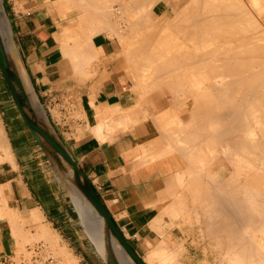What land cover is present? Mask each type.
<instances>
[{
	"label": "crops",
	"instance_id": "obj_1",
	"mask_svg": "<svg viewBox=\"0 0 264 264\" xmlns=\"http://www.w3.org/2000/svg\"><path fill=\"white\" fill-rule=\"evenodd\" d=\"M68 1L3 0L26 72L52 123L123 235L146 263L149 247L164 238L172 245L181 240L185 249L180 257L183 264L218 263L215 254L208 250L210 241L204 229L195 228L186 219L181 221L180 215L169 210L172 201H186L191 168L158 129L161 122H170V116L177 114L186 120V114L169 106L166 88L161 98L165 103L160 105L159 100L152 101L155 90L139 84L140 72L134 66L137 56L129 49L139 41L138 35L122 38L106 31L95 34L92 43L97 55L91 66H76L72 60L76 66L73 69L71 59L63 55L62 42L78 28L81 11L74 10ZM151 102L156 107H151ZM117 110L133 113L132 116L138 112L143 119L112 127L108 121L114 122L111 114L116 117ZM69 111H76L77 115L68 119ZM165 111L170 115H163ZM2 200L5 206L17 210L22 231L29 237L17 239L7 216L0 215V259L14 258L20 244L28 247L41 242L37 237L44 225L55 239L53 249H65L73 264H105L81 224L84 225L82 217L24 123L0 70ZM72 202L76 206L73 199ZM186 215L188 211L184 218ZM175 221L179 223L170 225ZM30 237L33 240L27 241ZM46 247L51 252L52 248ZM61 258V264H65Z\"/></svg>",
	"mask_w": 264,
	"mask_h": 264
},
{
	"label": "bare ground",
	"instance_id": "obj_2",
	"mask_svg": "<svg viewBox=\"0 0 264 264\" xmlns=\"http://www.w3.org/2000/svg\"><path fill=\"white\" fill-rule=\"evenodd\" d=\"M74 1L79 2L78 0ZM86 1L81 0L78 3L79 9L74 7L81 11L77 20L79 26L75 31L69 32L62 42L63 55L71 59V65L75 61V65L80 67H89L97 55L92 43V37L95 34L100 33L102 29L111 30L114 34L120 31L110 20L111 11L103 10L101 2L89 0L90 6L93 4V8L98 7V12L101 11L102 20L96 17L97 15H92L95 11H88ZM106 1L109 2V0ZM158 1H130L135 4L136 10H138L135 22H131L135 24L136 29L133 25H130V28L135 29L137 33L133 31L137 35L146 34L149 38H144V36L142 40L140 38L142 48L139 50L135 49L138 46L129 47V49L133 48L138 51L132 53L138 58L142 55L139 60L136 59L138 62L136 65L141 66L139 69L142 73L146 72L145 75L148 76L151 70L152 75L157 73L155 76L153 75L154 77L151 75L154 79L152 77V80L150 79L151 82L156 81L157 84L154 82L152 84L148 79L149 84L156 85L155 88L154 86L151 88L157 89L152 92L155 94H151L154 99H150L155 102V99L158 100L161 93L163 94L165 88H168L169 90H167L170 92L173 88L172 92L175 96L171 92L174 96L171 99L179 97V94H181L179 100L183 99L179 103L176 101L177 112L189 115L187 120L180 119L177 114L172 115L173 124H161L158 129L171 148L188 160L191 168L189 176L196 184L192 195H188L191 199L189 207L185 200L176 199L172 201L169 210L177 217L180 215L181 221L186 219L192 224L200 223L204 229H206V225L212 226V229L211 227L206 229L211 230V233L207 231L211 235L214 234L213 238L208 234L210 235L209 239L212 238L219 249H224L220 253V264H264V242L259 241L260 237L263 239L264 233V118H262L264 116V0H164V4L168 5V11L161 16L163 7L159 8V12H152ZM70 2L73 3L72 0ZM108 2L106 3L108 4ZM103 3L106 7V3ZM164 4L162 5L164 6ZM136 6L140 7L137 9ZM108 7L111 5H107ZM97 9L96 14H98ZM171 27V42L174 41L171 49H169L171 45H164L163 42H159L157 47L152 44L151 40L154 37L158 38V35L164 33L166 28ZM0 30L8 49L12 51L14 48L13 37L1 0ZM139 46L141 47V44ZM165 46L166 48H164ZM144 49L147 53L143 51ZM147 49L150 51L148 52ZM139 51L143 52L137 55ZM145 56L147 59H144ZM167 56H171L168 61ZM91 58L93 59L91 60ZM184 61L187 62L186 66L183 65L186 63ZM153 65L157 67V70L151 69ZM177 65L185 66L184 70L181 71ZM171 67H177L180 71L175 68L174 72L177 71V73H173V76H166V69ZM77 69L74 71L78 72ZM82 70L85 71L84 68ZM198 70L201 71L200 74ZM186 72L191 74L188 76ZM180 73L183 74L180 75ZM175 82L177 85L173 84ZM148 87L150 88V86ZM175 88L180 89L178 94L174 90ZM240 88L243 90L240 91ZM182 89L184 90L182 91ZM30 92L34 97L33 105L43 117L44 111L36 101L31 87ZM172 103L174 102L172 101ZM159 104H163L161 100H159ZM177 104L174 103V105ZM174 105L170 103V106ZM148 106L150 107V104L146 107ZM117 112L118 114L115 113L116 117L113 115L114 113L111 114L115 118L111 117L114 122L108 121L112 127L132 125L139 118L138 112L134 116H132L133 113L131 115L126 111L117 110ZM164 113L167 114L168 111ZM168 115L170 114L168 113ZM216 125L220 127V130L216 129L218 128ZM104 127L108 128V124ZM197 144L203 145V148L199 145L201 148L199 154L197 153L199 149ZM212 144L215 145L214 148L210 147ZM196 145L198 146L197 150ZM194 147L196 151L193 150ZM200 154L201 156H199ZM197 157L201 159V164L199 162L198 167V164L193 163L198 162L194 159ZM70 194L78 215L80 213L79 218L81 216L83 219L84 225L82 222L81 224L86 227L87 234L90 231L91 240L100 255L103 254V233L100 218L73 186L70 188ZM0 204L3 205L0 207V215L7 216L13 235L18 237V233L22 231V223L17 210L5 206L3 200L0 201ZM185 211H188L186 218H184ZM192 216H194V220ZM202 217L207 218L203 220ZM33 219L36 220L37 216H34ZM192 220L195 222L193 223ZM236 221L238 226L240 224H244L245 228L248 226L246 230L243 225L240 226V228L243 227L241 229H244V234L235 225ZM213 226L218 230L216 228L213 230ZM40 230L41 233H36V235L38 234L44 239L51 238L53 241L52 236H49L52 235L50 229L43 225ZM254 232H258V235L262 236L257 237ZM204 233H206L205 230ZM53 236L55 237V235ZM180 242L172 245L165 238L162 239L161 242L149 247L145 260L149 264H183L178 259L184 251ZM224 242H226L225 246ZM213 247L215 246L213 245ZM115 249L118 253L119 248L116 245Z\"/></svg>",
	"mask_w": 264,
	"mask_h": 264
},
{
	"label": "water",
	"instance_id": "obj_3",
	"mask_svg": "<svg viewBox=\"0 0 264 264\" xmlns=\"http://www.w3.org/2000/svg\"><path fill=\"white\" fill-rule=\"evenodd\" d=\"M1 3L11 29L3 0ZM11 34L14 46L12 51L8 49L0 30V70L16 108L46 156L73 207L75 208L70 194L72 186L85 198L100 218L103 233V254L100 255L96 245L90 240L96 252L105 264H147L123 235L93 183L59 135L26 72L12 29ZM30 87L36 101L44 111L43 117L33 105L34 97L31 96ZM115 245L119 248L118 253Z\"/></svg>",
	"mask_w": 264,
	"mask_h": 264
},
{
	"label": "rangeland",
	"instance_id": "obj_4",
	"mask_svg": "<svg viewBox=\"0 0 264 264\" xmlns=\"http://www.w3.org/2000/svg\"><path fill=\"white\" fill-rule=\"evenodd\" d=\"M78 1L80 2L81 0H78ZM87 1H88L89 4L87 3ZM87 1H86V5H87V8L89 9L88 11H92V12L95 11V13L93 12L92 15H97L96 17H98L99 19L102 20V17H101V16H102V13H101V11L98 12V9H97L98 7L96 8L98 14H96V9L93 8V7H94L93 4H92V6H90L91 4H90L89 0H87ZM96 1L99 2V3L101 2L100 4L103 5V8H104L103 10L108 9L107 11H111V12H110V14H111V15H110V17H111L110 20H111V22H113V24L116 25V27L120 30V31H119V30L117 29V30L119 31V33L115 32V35H118V36H121V37L123 36L122 38H124L125 35H126V36L137 35V34H136L137 32L135 31L136 27H134L135 24H134V23H131V22H135V19H136L135 17H136L137 14H138V10H136V8H135V6H134L135 4L130 3L131 0H109V2L106 1V0H105V1L102 0V1L105 2V3L108 2V4L106 3V7H104L105 5H104V3H103L102 1H100V0H96ZM74 2H75V3H74ZM79 2H78V3H79ZM78 3H77L76 1L73 0V3H72V4H73V9H74V10H76L74 7L78 8ZM102 3H103V4H102ZM109 4L111 5L112 8H111V7H108V8H107V5L109 6ZM162 4H164V0H159L158 3L153 7L152 12H154V13H155V11L159 12V10L161 9V7H163V9H162V11H161V13H160V16H161L162 14H164V13L166 14L167 11H168V5H167V3H165L166 5L164 4V6H163ZM88 5H89L90 7H89ZM101 5H100V6H101ZM138 5H139V4H138ZM140 5H141V4H140ZM100 6H99V7H100ZM101 7H102V6H101ZM101 7H100V8H101ZM136 7H137V6H136ZM139 7H140V6H139ZM139 7H137V9H138ZM117 8H118V9H117ZM159 8H160V9H159ZM101 9H102V8H101ZM101 9H99V10H101ZM110 9H111V10H110ZM107 11H105V12H107ZM103 12H104V11H103ZM112 12H113V13H112ZM121 12H122V13H121ZM100 13H101V15H99ZM90 14H91V12H90ZM112 14H113V15H112ZM158 18H159V17H158ZM131 19H132V20H131ZM133 20H134V21H133ZM114 22H115V23H114ZM130 25H133V27L135 28V29H133V30H134L136 33L132 30V28H130ZM128 26H129V27H128ZM116 27H115V28H116ZM166 30H167V31H166ZM166 30L164 31V33L159 34V35H158V38H157V37H156V38L154 37V38L151 40L153 45H155V46L157 47V45L159 44V42H163L164 45H167V44H168V45H171V46H169V47H170L169 49L172 48V45H174V41L171 42V41H172V39H171V36H172V34H171L172 27H171V28H166ZM102 31H106L107 33L109 32V33H108L109 35H113V34H114L113 31H111V30H110L111 32L108 31V30H104V29H102ZM130 31H131V32H130ZM144 31L146 32V30H144ZM132 32H134V33H132ZM165 32H166V33H165ZM110 33H112V34H110ZM131 33H132V34H131ZM120 34H121V35H120ZM124 34H125V35H124ZM166 35H168V36H166ZM143 36H144V38H145V37H147V39L149 38L146 34H144ZM143 36H142V35H140V36L138 35V39H139V41L136 42V45H135V46H138V47H137V48L134 47L136 50H139V48H142L141 40H142V37H143ZM165 36L167 37L166 39H165ZM140 38H141V40H140ZM172 38H174V37H172ZM154 39H155V40H154ZM170 39H171V40H170ZM169 42H170V43H169ZM139 43L141 44V47L139 46V45H140ZM171 43H172V44H171ZM164 48H166V46H165ZM131 49H133V48H131ZM135 49H134V52H138V51H135ZM147 50H148V52L150 51L149 49H147ZM132 51H133V50H132ZM143 51L146 52V49H144ZM143 51H139V53H137V55L141 54V52H143ZM146 53H147V52H146ZM135 56H136V55H135ZM141 57H142V55H141L139 58H141ZM139 58L137 57V60H139ZM145 58L147 59L146 56L144 57V59H145ZM92 59H93V58H91V60H92ZM148 59H149V57H148ZM166 59H167V61L170 60V59H171V56H167ZM184 62H186V61H184ZM184 62H183V63H184ZM201 62H202V61H201ZM136 63L138 64V62L136 61V62H134V66L136 65ZM202 63H203V62H202ZM186 64H187V62L184 63L183 65L186 66ZM183 65H182V66H183ZM177 66H179V65H177ZM182 66H181V67L179 66V67H180L179 69H180L181 71L184 70V67H185V66H183V67H182ZM136 67H137L136 70H138V71L140 72V75H139V84L144 83V88H149L148 86H150V88H151L152 86H154V88H155V86H156L155 84H157V83H155L156 81H155V82L152 81V82H154L155 84H154V85H151V83H152L151 80H152V78L155 76V74H157V73H156L155 71H153V72H155V73L153 74V75H154V76H153V75L151 74V72H152V70H151L150 75H149L150 77H149L148 75H145L146 72H143V73H142V71L139 69V68H141V66L139 67L138 65H136ZM188 67H189V66H188ZM152 68H153V70H154V68L157 70V67H156L155 65H153V66L151 67V69H152ZM175 68H177V67H175ZM175 68L171 67V68L168 69V70L166 69V72L164 71V72H165V75H166V76H168V75L173 76V73H177V71L174 72V71H175ZM177 69H178V68H177ZM177 69H176V70H177ZM179 69H178V70H179ZM180 70H179V71H180ZM198 71H199L198 73L200 74L201 71H200V70H198ZM186 73H187V72H186ZM182 74H183V73H180V75H182ZM187 74H188V76H189L191 73L188 72ZM196 74H197V73H196ZM151 75H152L153 77H152ZM161 75L163 76V74H161ZM165 75H164V76H165ZM202 75H204V74H202ZM147 76H148V77H147ZM166 76H165V77H166ZM151 77H152V78H151ZM148 79H149V80L151 79V80L149 81ZM153 79H154V78H153ZM146 80H147V81H146ZM148 81L151 82V83L149 84ZM146 84H149V85L146 86ZM152 84H153V83H152ZM173 84H176V85H177L176 82L173 83ZM182 84H183V83H182ZM178 85H181V83H178ZM145 86H146V87H145ZM154 88H152V89L154 90ZM181 88H183V86H181ZM166 89H168V88H166ZM171 89H172V90H171V92H172V91H173V88H171ZM155 90L157 91V89H155ZM168 90H169V89H168ZM174 90H176L177 94H178V91H180V89L178 90V89H176V88H175ZM183 90H184V89H182V91H183ZM239 90L242 91L243 89L240 88ZM169 92H170V91H169ZM171 92L169 93V94H170V97H169L170 99L168 98V99L170 100V101H168L169 106H170V103H171L172 105H174V103L177 104L176 101H178V103H179L180 100H181V101L183 100V99H180V100H179V97H180V95H181V94H179V97H176L178 100H177L176 98H174V100H175V101H174V100L171 99V98H173L175 95H174L173 92H172V94L174 95V96H172ZM179 93H181V92H179ZM158 94H159V93H158ZM158 94H156V95L158 96ZM163 95H165L164 92H163V94L161 93V95L159 96L158 100H161V98H162ZM182 95L184 96L183 93H182ZM181 97H182V96H181ZM184 97H186V96H184ZM184 97H182V98H184ZM172 101H173L174 103H172ZM181 101H180V102H181ZM161 102H162V103H165V101H161ZM169 102H170V103H169ZM166 104H167V103H166ZM163 105H164V104H163ZM176 106L178 107V104H177V105H174V107H176ZM69 107H72V105H70ZM162 107H163V106H162ZM162 107H161V108H162ZM177 107H176L175 109H177ZM263 113H264V112H263ZM263 113L261 112V114H263ZM164 114H165V113L163 112V115H164ZM67 115H68L67 118L70 119V118H72L73 116L77 115V113H76V111H74V112L69 111V114H67ZM168 116H169V115H168ZM262 116H263V115H262ZM199 117H200V116H199ZM171 118H172V116H170V119H171ZM184 118L187 120V119L189 118V115H188V114L185 115ZM262 118H264V116H263ZM262 120H263V119H262ZM199 121H200V120H199ZM216 122H217V124H218V120H217ZM263 123H264V122H263ZM161 124L164 125V123H162V122L160 123V125H161ZM167 124H173V120L171 119V121H170L169 123H167ZM167 124H166V125H167ZM216 126H217V125H216ZM170 127H171V126H170ZM217 127H218V126H217ZM219 128H220V127L216 128V129L218 130ZM217 130H216V131H217ZM219 130H220V129H219ZM199 139L201 140L202 137L199 138ZM200 140H199V141H200ZM197 145H198V144H197ZM197 145H196L195 147H196V150L199 148L198 151H197V153H198V152L200 151V149H201L200 146H202V148H203V145H200V144H199V145H200V146L198 145L199 147H198ZM214 146H215V145L212 144L210 147H211V148H212V147L214 148ZM195 147H194V149L192 148L194 151H196V150H195ZM197 147H198V148H197ZM197 153L193 152V154H196V155H197ZM198 154H199V153H198ZM196 155H194V157H196ZM199 156H201V154H200ZM199 156H198V157H199ZM198 157H197V159L194 158L196 161L198 160V162H196V163L193 162L195 165L198 164L197 167L199 166V162H200V160H201V159H198ZM199 158H200V157H199ZM189 162H190V161H189ZM187 163H188V160H187ZM200 164H201V162H200ZM246 164H247V163H246ZM252 164H254V163H252ZM252 164H251V165H252ZM197 170H198V168H197ZM188 180L190 181V185H189L188 188L185 190V192L187 193L185 199H186V204H187L188 207H189L190 204H191V199L189 198L188 195H190V196L192 195V193H193L194 190L196 189V184H195L194 180L192 179V177L189 176V179H188ZM183 194H185V193H183ZM188 211H189V210H188ZM196 211H198V210L196 209ZM192 218H193V220H194V216H192ZM199 218H200V217H199ZM205 218H207V217H205ZM205 218L202 217L203 220H205ZM173 219H174V218H173ZM175 219L178 220V218H175ZM193 220H192V221H193ZM194 222H195V221H193V223H194ZM174 223H175V224H176V223L178 224L179 221L171 222L170 225H173ZM195 223H196V222H195ZM195 223L192 224V225H195V226H196V225L198 224V223H196V224H195ZM235 223H236L235 225H237V227H239L238 229H240L241 231H243V232H241V233L244 234V229H241V228H243L245 225H244V224H240V226L243 225V227L240 228V226H238L237 221H236ZM202 224L204 225V223H202ZM198 225H199V227H200V230H201V228L204 229V227H203L200 223H199ZM198 225H197V226H198ZM197 226H196V228L199 229V227H197ZM204 226H205V225H204ZM208 227H209V225H208V226H207V225L205 226L206 229H208ZM210 227H211V229H212V226H210ZM210 227H209V228H210ZM219 227H220V226H219ZM247 227H248V226H247ZM247 227H246V228H247ZM252 227H253V226H252ZM215 228H216V227H215ZM215 228H214V226H213V230H215ZM244 228H245V227H244ZM246 228H245V230H246ZM89 229H90V228H89ZM206 229H204V230L206 231V233H204V234H205V235L210 234V233H211V232H210L211 230L209 231V230H206ZM216 229H217V228H216ZM21 230H22V225H21ZM217 230H218V229H217ZM207 231H209L210 233H208ZM255 233H256L257 235H256ZM259 233H260V232H259ZM22 234H23V235H22ZM89 234H90V231L88 232V235H89ZM221 234H222V232H221ZM223 234H224V233H223ZM245 234H246V233H245ZM254 234H255L257 237L262 236V235H260V234H259V235H260V236H259V235H258V232H254ZM261 234H262V232H261ZM21 235H22V236H21ZM210 235H211V234H210ZM210 235H208V236H206V237L209 239ZM212 235H214V234L212 233ZM212 235H211V237H212ZM24 236L26 237L27 234H25L23 231H21V234L18 235L17 239H18L19 237H24ZM89 237H90V235H89ZM37 238H38V237H37ZM212 238H213V237H212ZM212 238H210L211 240L209 239V241H210L209 245H210V246L208 247V250H209V251H210V250H211V251L213 250L212 253H214V254L216 255V259H215V260H218V263H214V264H220V263H219V262L221 261V258H220L221 255H220V253H221L224 249H221V248L219 249V248L216 246V242L213 241ZM38 239H39L41 242H36V241H35V243H31V242H30V243H31L30 246H34V245H37V244H41V243H42L45 247L47 246L46 248H48V247L50 248V247H53V243H54L53 241L55 240V239H53V241H52L51 238H46V239H47V240H46V239H44V237H42V239H41V236H39ZM49 239H50L51 241H50ZM214 239H215V238H214ZM259 239H260L259 241H261V242L263 241V242H264V233H263V239H262L261 237H260ZM29 240H31V238H29ZM32 240H33V239H32ZM39 240H37V241H39ZM90 240H91V238H90ZM48 242H49V243H48ZM92 242H93V241H92ZM257 242H258V240H257ZM36 243H37V244H36ZM50 243H51V244H50ZM225 243H226V242L223 243L224 246L226 245ZM48 245H49V246H48ZM50 245H51V246H50ZM213 245H214L215 247H213ZM182 246H183V244H182ZM28 247H29V246H28ZM183 247H184V246H183ZM212 248H213V249H212ZM27 249H28L27 247H23V244H22V245H21V244L19 245V248H17L18 251H17V250L15 251V254H16L15 256H16V257L14 256L15 260L17 261V263L20 262V261H19V260H20V258H19V254H20L21 252H23V251L26 252ZM184 250H185V249H184ZM46 251H47V254L55 255V256L58 258V260L60 259L59 261H61V259H62L61 257H64V259H65V264H73V262H74L73 259L71 260V259L67 258L68 255H67L65 249H61L60 251L55 252V250L52 248L51 252H49L47 249H46ZM62 251H63V252H62ZM59 252H60V253H59ZM218 252H219V253H218ZM52 253H53V254H52ZM63 253H64V254H63ZM26 254H27V252H26ZM59 254H60V255H59ZM181 254H182V253H181ZM215 255H214V256H215ZM180 257H181V256H179L178 259L181 261Z\"/></svg>",
	"mask_w": 264,
	"mask_h": 264
},
{
	"label": "built area",
	"instance_id": "obj_5",
	"mask_svg": "<svg viewBox=\"0 0 264 264\" xmlns=\"http://www.w3.org/2000/svg\"><path fill=\"white\" fill-rule=\"evenodd\" d=\"M27 248V254L25 251L19 254L20 262L17 263L11 256H4L0 259V264H61L57 257L47 254L43 244Z\"/></svg>",
	"mask_w": 264,
	"mask_h": 264
}]
</instances>
